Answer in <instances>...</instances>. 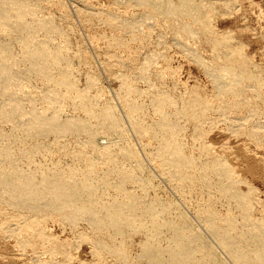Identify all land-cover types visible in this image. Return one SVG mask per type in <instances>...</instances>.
Here are the masks:
<instances>
[{"label": "bare ground", "instance_id": "obj_1", "mask_svg": "<svg viewBox=\"0 0 264 264\" xmlns=\"http://www.w3.org/2000/svg\"><path fill=\"white\" fill-rule=\"evenodd\" d=\"M232 1L109 0L101 10L74 11L106 30L90 35L92 42L103 38L109 48L131 54L138 48L131 44L149 43L155 30L153 42L167 43L169 31L171 42L202 68L215 96L223 103L235 99L230 104L237 108L249 102L244 90L258 93L264 78L230 45V34L210 24L211 11ZM74 29L62 0H0L1 231L22 249L39 242L51 256L69 259V244L46 230L56 218L93 255L109 256L113 264H264V202L252 197L251 187L242 192L230 165L204 142L209 101L196 86L179 94L160 87L167 70L156 67L161 49L141 52L138 65L113 50L104 69L119 83L114 95L126 125L91 70L89 54L79 44L72 49ZM200 35L211 47L207 61L187 43ZM115 62L124 70L115 73ZM76 65L83 66V86ZM218 112L233 132L247 127L253 138L264 134L254 108L234 118L224 105Z\"/></svg>", "mask_w": 264, "mask_h": 264}, {"label": "rangeland", "instance_id": "obj_2", "mask_svg": "<svg viewBox=\"0 0 264 264\" xmlns=\"http://www.w3.org/2000/svg\"><path fill=\"white\" fill-rule=\"evenodd\" d=\"M62 2L65 5L70 23L75 26L74 30L76 34L74 31L71 33L69 32L70 34L73 33L72 35L69 34L71 37L70 42L73 43L71 44L72 49L76 44H79V46L76 45L77 48H84L83 50L89 54L87 55L91 58L89 60V62L91 61L90 63H92L90 64V66L92 65L91 70L98 75L100 84L103 85L101 86L107 90V94H109L113 100L121 116V108L114 95V92L119 87V83L115 77H112L113 75L110 76V74L106 72L104 69V62H113V50H115L122 60L126 61L128 64L134 65L136 62L139 63L142 60L143 55L141 56V52L145 54L149 49L151 50V48L157 50L161 49L160 51L162 52L161 54L164 55V58L157 60L156 67H167V70L164 83L160 85V87L174 90L175 94H179L185 90V87L192 89V87L196 86L201 98L209 101L211 107V110L206 112L203 128L204 142L209 145L212 153L222 157L230 165L235 176L240 179L238 188L242 192H246L249 187L253 188L254 192L252 193V197L264 202V134L257 139L253 138L248 135L247 127L240 128L236 132H233L228 128L226 121L222 119V116H220L218 112V107L224 105L228 110L227 115L234 118L240 113H245L247 109L254 108L258 112L256 119L264 122V85L258 88V93L252 91V89H245L243 98H246L249 102L246 106L234 108V105L230 103L235 99H231L228 103H223L222 101L224 100L215 96L212 84L202 68H200L197 63L193 62L184 52L179 50L180 48L177 47V45L175 46V43L171 42L172 34H170L169 31H166V38H164L167 43L164 42L161 46H157L156 43H154L156 39L154 36H156L155 34L158 30L153 32L150 42L146 43L149 46H146V44L140 45L139 43L131 44L133 49L138 46V48L136 47L137 49H134L136 53L133 51L135 54H140V56H138L133 52L131 54L119 49L109 48L107 42L103 38L92 42L90 35L95 33L101 35L103 34L102 32H106V30L103 26L101 27V25L97 26V28L96 25L89 26V24L87 25V23L82 22V19L76 15L75 11L78 7L85 9L84 7L87 6L86 9L94 8L96 10L97 8V10H101L109 6V0H62ZM231 4L229 7H226L227 9L224 8V5H217L215 10L211 11L214 13L210 14V24L217 32L227 35L228 37L231 36L230 45L234 48L241 49L242 55H245V58L250 61V66L256 68L262 78H264V0H235L234 2L232 1ZM88 5H91V7ZM48 7L49 13L58 16L54 6L50 7V5H48ZM62 24H64L62 25L63 27H67L66 23ZM73 35L75 36L73 37ZM187 43L189 46L191 45V47L198 48L200 56L205 59V61L212 58L211 47L203 40L202 35L196 40H188ZM128 57H131V60H128ZM137 63L135 65H138ZM78 66L76 65L77 69L83 67L79 66L78 68ZM123 70L124 68L122 65L116 62L115 64L113 63V71L115 73H119ZM83 71V68L78 70V75L81 74V78H79L80 86L84 85ZM175 82L178 85L172 87ZM138 86L145 88L146 85L139 82ZM123 120L124 122L126 121L125 118H123ZM125 124L127 125L126 122ZM249 124L250 123H246V126ZM187 131L189 134L191 133L189 126ZM129 133L134 144H137L132 132L129 131ZM112 140L119 143L117 138H113ZM187 140H190V136L187 137ZM105 141L106 139L100 140V142ZM137 146L139 147V144H137ZM139 148L138 151L141 155L142 150ZM56 157H58V155H56ZM65 159H68V157H65ZM147 169L154 172L153 169L155 168L147 164ZM155 182H160L159 184L164 190L163 194L171 196V191H168V186L160 180V178H156ZM217 207L223 210L221 206ZM4 211L6 213L10 212L7 208L4 209ZM4 223V220L0 217V227ZM16 223L17 221L14 219L7 220L8 225H14ZM45 226L47 232L55 236L56 241L69 244L67 248L70 253L69 259H66L65 255L62 253H55L51 256L47 251V246L39 242L34 243V246L22 249L17 245L14 236H9L0 229V264H36L33 262V259L36 258L42 259L45 261V264H113V260L109 256L101 257L93 255L89 244L83 239L75 237L69 230V227L57 221L56 218L54 220H48ZM201 232L211 241L205 231L202 230ZM216 250L219 252L218 248Z\"/></svg>", "mask_w": 264, "mask_h": 264}]
</instances>
